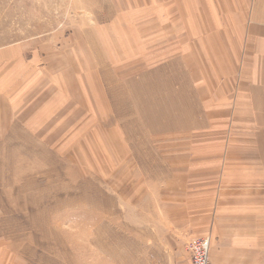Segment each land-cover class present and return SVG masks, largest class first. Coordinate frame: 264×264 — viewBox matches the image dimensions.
I'll return each instance as SVG.
<instances>
[{"label": "rangeland", "instance_id": "1", "mask_svg": "<svg viewBox=\"0 0 264 264\" xmlns=\"http://www.w3.org/2000/svg\"><path fill=\"white\" fill-rule=\"evenodd\" d=\"M172 2L0 0V48L22 49L10 81L25 88L0 131V264H191L208 235L210 264H233L222 243H264L249 186L226 178L243 169L214 166L238 130L193 97L209 58Z\"/></svg>", "mask_w": 264, "mask_h": 264}, {"label": "crops", "instance_id": "2", "mask_svg": "<svg viewBox=\"0 0 264 264\" xmlns=\"http://www.w3.org/2000/svg\"><path fill=\"white\" fill-rule=\"evenodd\" d=\"M173 1L175 5L171 7L188 10V33L194 41H199L202 48V53L199 52L198 56L209 58L208 69L205 68L207 64H204L203 68L201 65L198 69L194 67L195 81L202 80L203 85H193V97L196 94L201 97L204 92L208 93L204 118L215 123L225 119L226 122H231V128L238 130L231 132L234 140L237 137L235 146H231L235 147L231 153L235 150L236 155L229 157L230 159L226 156L222 164L215 163L214 166L230 169L231 172L234 169H243L240 176L234 174L226 178H229L232 184L249 186L244 187L245 193L239 198L244 202V206H249L247 209L252 212L250 216H262L264 209L260 210L259 207L264 204V190H254L251 187L264 184V0ZM10 60H15L12 66L23 60L20 47L0 48V131L3 129L2 121L10 119V97L16 96L17 99L25 92L22 85L15 89L10 81V78L12 80L16 75H20V70L22 71L19 65L9 67V64H4ZM107 79L112 82L113 78L108 75ZM122 89L121 86L115 88ZM115 90L112 89L111 96ZM11 103L13 104L12 101ZM163 104L165 105L164 100L158 101V115L162 118L169 115ZM189 119L188 116L186 119L182 115L177 120L184 123ZM192 119L197 124L192 125L190 122L189 126L196 127L200 120ZM0 135L4 133L0 132ZM236 147H240L239 156ZM224 175L227 173L224 172ZM239 214L247 216L249 213L240 211ZM229 228L233 227L226 224L225 229ZM212 239L213 237L209 236V261L211 242L214 240ZM241 239L222 243L225 248L230 245L236 250L232 253L235 255L233 264H264V243L258 242L257 239L251 240L252 236L243 235ZM215 247L216 243L212 248L215 250ZM185 264H189V261L186 260Z\"/></svg>", "mask_w": 264, "mask_h": 264}, {"label": "built area", "instance_id": "3", "mask_svg": "<svg viewBox=\"0 0 264 264\" xmlns=\"http://www.w3.org/2000/svg\"><path fill=\"white\" fill-rule=\"evenodd\" d=\"M188 249L191 256V264H209L207 260V240L195 239L189 242Z\"/></svg>", "mask_w": 264, "mask_h": 264}, {"label": "bare ground", "instance_id": "4", "mask_svg": "<svg viewBox=\"0 0 264 264\" xmlns=\"http://www.w3.org/2000/svg\"><path fill=\"white\" fill-rule=\"evenodd\" d=\"M117 95V94H116ZM118 104V103H117ZM117 107V106H116ZM207 240V260L210 264L209 257H208V249H209V236H205V238H201ZM189 256H190V251H189ZM190 263H191V256H190Z\"/></svg>", "mask_w": 264, "mask_h": 264}]
</instances>
